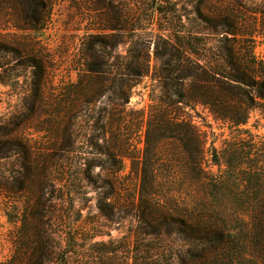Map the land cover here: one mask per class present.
<instances>
[{
  "label": "rangeland",
  "instance_id": "1",
  "mask_svg": "<svg viewBox=\"0 0 264 264\" xmlns=\"http://www.w3.org/2000/svg\"><path fill=\"white\" fill-rule=\"evenodd\" d=\"M234 23L264 67V0H0V264H197L175 236L143 234L154 208L227 231L209 264H264V99L239 124L173 106L198 131V168L147 124L166 108L171 47L222 64ZM128 50L144 74L125 89Z\"/></svg>",
  "mask_w": 264,
  "mask_h": 264
},
{
  "label": "trees",
  "instance_id": "2",
  "mask_svg": "<svg viewBox=\"0 0 264 264\" xmlns=\"http://www.w3.org/2000/svg\"><path fill=\"white\" fill-rule=\"evenodd\" d=\"M25 2L30 6L32 0H24ZM26 24L30 30H36L37 26H42L41 23L36 25V21L34 24L31 23L32 25ZM228 28L230 29L221 33L224 36L220 40L222 45L219 50L223 48L225 50L219 55L222 64L206 67L199 65L198 61L191 57L195 51L190 42H183L177 48L171 47L169 50L171 62L166 63L165 93L162 100L166 108L152 113L147 123L150 127L165 128L164 132L167 133L165 136L177 138L184 145L186 153L190 155V163L195 168H198V131L191 125L188 116L176 111L173 106L200 104L208 107L212 114L233 124H239L244 120L242 117L244 109L256 107L258 102L264 99V67L255 59L252 48L245 45L246 41L243 43L239 41L245 35L238 33L237 24L234 23ZM227 35L231 37H226ZM142 53L146 56L144 51ZM127 55L126 59L127 57L128 59L123 60L121 69L122 75L128 78L121 82L120 88L130 89L136 83V77L144 74L141 70L144 65L136 63L129 57V50ZM138 57L144 59L141 55ZM186 80L191 81L187 89L184 84H180ZM43 103V98H40V108L43 107ZM242 107L243 110H241ZM177 120L180 121L177 123L178 131H173L171 122ZM191 145L195 146L193 153L189 151ZM9 150L22 155L23 167L33 166L34 158L30 149L23 147L21 143L11 141ZM124 156L125 153L121 151L119 157ZM194 214L186 211L180 213L178 210L159 213L157 208H154L148 218V221L152 222H145L148 229L143 234L152 238L175 236L186 247V253L195 252L192 254V258H195L194 262L209 264L214 255L229 245L232 240L224 229H216L204 218L198 221V211ZM261 216L260 228L264 236V211ZM41 246L45 257H49L50 247L47 244H41ZM177 258L180 259V255H177Z\"/></svg>",
  "mask_w": 264,
  "mask_h": 264
}]
</instances>
